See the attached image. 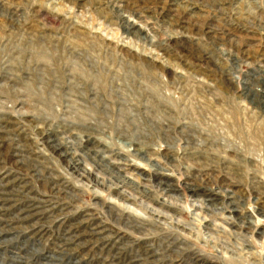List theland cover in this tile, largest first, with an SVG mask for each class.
Here are the masks:
<instances>
[{"label": "rangeland", "instance_id": "obj_1", "mask_svg": "<svg viewBox=\"0 0 264 264\" xmlns=\"http://www.w3.org/2000/svg\"><path fill=\"white\" fill-rule=\"evenodd\" d=\"M0 264H264V0H0Z\"/></svg>", "mask_w": 264, "mask_h": 264}, {"label": "bare ground", "instance_id": "obj_2", "mask_svg": "<svg viewBox=\"0 0 264 264\" xmlns=\"http://www.w3.org/2000/svg\"><path fill=\"white\" fill-rule=\"evenodd\" d=\"M215 2V1H214ZM134 27H132V26H130V30H133V32H134ZM132 32V33H133ZM136 33V32H135ZM50 129H56V128H53V127H48L47 128V130H50ZM47 133V132H46ZM48 141H49V143L50 144H52V146H53V148L58 152V154H59V156H61L62 158H64L63 156H69V158H71V160H73V154L72 153H68V152H65L64 150L66 149V150H68V151H70V150H72V148H71V146H69V143H65V144H61V143H58V138L57 137H55V138H52V137H49L48 138ZM62 146H63V149H62ZM139 153H141V154H138V157L140 156L141 158L140 159H142V160H145V156H144V154H143V152H139ZM65 154V155H64ZM77 160H75V161H73L74 163L72 164V166H73V168L74 169H78V170H83L84 169V167H83V165H82V163H81V159H80V157H77L76 158ZM107 162H105V164H106V166H104L105 168H107V169H109L110 167V165H111V167H113L114 166V163H112L109 159L107 160V159H105ZM130 167V166H129ZM122 167H120L119 166V169H117L118 171H120V169H121ZM125 170V169H124ZM135 171H137V169L135 168ZM138 172V171H137ZM139 174H140V172H138ZM141 174H143V173H141ZM85 175H87V173H83V174H81V177L83 176H85ZM155 175V174H154ZM153 177V179H155L157 182L159 181V180H161L160 179V177H159V174H158V176H152ZM131 177H129L128 178V181H132L131 179H130ZM94 183H95V186L96 187H99L100 186V182H99V180L96 178V177H94ZM93 183V182H92ZM129 183V182H128ZM159 183V182H158ZM160 184H162V183H160ZM125 185V184H124ZM158 185V184H157ZM170 189V188H169ZM163 191V190H162ZM170 191H173V190H171L170 189ZM191 192L194 194V196H196V197H201V196H204V194L202 193V194H200L198 191H196V190H194V189H191ZM98 193V192H97ZM124 193V192H123ZM98 194H100V193H98ZM121 195H124V194H121ZM206 197V196H205ZM123 198V197H122ZM127 198V197H126ZM207 200H206V202L208 203V204H210V205H213L214 204V201H216V199L214 198V197H212V196H207V198H206ZM123 201L125 202V204L124 203H121L120 205H121V207H123L126 211H128V212H126L127 214H129L131 217H133L132 216V214H134V212L132 211V209L129 207V198H127V199H125V197L123 198ZM103 203V202H102ZM126 203L128 204V205H126ZM131 205H132V203H130ZM132 206H134V205H132ZM130 211V212H129ZM154 214V213H153ZM140 219H144L142 216H138ZM151 219H154L153 221H152V223H154L155 222V224H160V222L162 221V220H160L159 218H157V219H155L154 217H151Z\"/></svg>", "mask_w": 264, "mask_h": 264}]
</instances>
